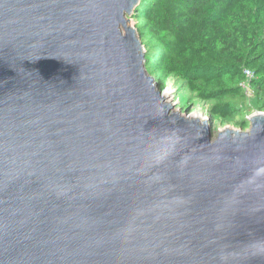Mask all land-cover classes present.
<instances>
[{
  "label": "water",
  "instance_id": "water-1",
  "mask_svg": "<svg viewBox=\"0 0 264 264\" xmlns=\"http://www.w3.org/2000/svg\"><path fill=\"white\" fill-rule=\"evenodd\" d=\"M140 3L0 0V264H264V113L176 110Z\"/></svg>",
  "mask_w": 264,
  "mask_h": 264
},
{
  "label": "trees",
  "instance_id": "trees-1",
  "mask_svg": "<svg viewBox=\"0 0 264 264\" xmlns=\"http://www.w3.org/2000/svg\"><path fill=\"white\" fill-rule=\"evenodd\" d=\"M135 15L145 70L160 91L180 80L210 103V123L241 130L253 103L264 111V0H141Z\"/></svg>",
  "mask_w": 264,
  "mask_h": 264
},
{
  "label": "rangeland",
  "instance_id": "rangeland-1",
  "mask_svg": "<svg viewBox=\"0 0 264 264\" xmlns=\"http://www.w3.org/2000/svg\"><path fill=\"white\" fill-rule=\"evenodd\" d=\"M127 19L129 20L128 26L135 27L136 24L134 25V21L138 20V16H136L134 12V14L128 17ZM161 92L162 94H167L166 98L176 104L175 106L176 110L180 109L182 113H184L185 109H189L188 113L190 115H193L194 117L200 118V119H205V118L209 119L208 108L210 106V103H203L193 98L190 92L185 87L181 86L180 80H176L175 78H172V77L168 78L166 87ZM256 112L264 113V111H259L256 108L255 104L253 103V108L245 116V119L247 120L252 114H255ZM227 127L234 129V130H241L240 127H235L234 125H227V124L222 125L221 123L216 121V122L211 123V130L213 131L212 132L213 137L215 138L216 134L219 131H222L224 128H227ZM248 129H249V124H247V127L243 131H246Z\"/></svg>",
  "mask_w": 264,
  "mask_h": 264
},
{
  "label": "built area",
  "instance_id": "built-area-1",
  "mask_svg": "<svg viewBox=\"0 0 264 264\" xmlns=\"http://www.w3.org/2000/svg\"><path fill=\"white\" fill-rule=\"evenodd\" d=\"M245 74H246L247 77H250L251 76V73H249L248 71H246ZM244 88H245V95H246V97L247 98H250L251 95H252V93L246 87H244Z\"/></svg>",
  "mask_w": 264,
  "mask_h": 264
},
{
  "label": "bare ground",
  "instance_id": "bare-ground-1",
  "mask_svg": "<svg viewBox=\"0 0 264 264\" xmlns=\"http://www.w3.org/2000/svg\"><path fill=\"white\" fill-rule=\"evenodd\" d=\"M131 28V26H129ZM167 94H163L164 97H166Z\"/></svg>",
  "mask_w": 264,
  "mask_h": 264
}]
</instances>
